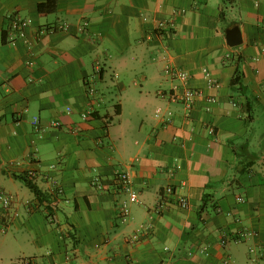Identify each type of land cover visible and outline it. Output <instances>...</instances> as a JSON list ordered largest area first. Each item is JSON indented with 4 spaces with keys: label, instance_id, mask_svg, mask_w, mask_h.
Segmentation results:
<instances>
[{
    "label": "crops",
    "instance_id": "crops-1",
    "mask_svg": "<svg viewBox=\"0 0 264 264\" xmlns=\"http://www.w3.org/2000/svg\"><path fill=\"white\" fill-rule=\"evenodd\" d=\"M48 1L0 0V264H264V0ZM169 64L201 91L191 110Z\"/></svg>",
    "mask_w": 264,
    "mask_h": 264
},
{
    "label": "built area",
    "instance_id": "built-area-1",
    "mask_svg": "<svg viewBox=\"0 0 264 264\" xmlns=\"http://www.w3.org/2000/svg\"><path fill=\"white\" fill-rule=\"evenodd\" d=\"M31 19L22 18L19 16L13 17L12 24L10 27V40L12 44H16L19 39H26L27 36V28L31 25ZM166 72L170 75H172L175 79L179 80V83L173 87L171 98L173 101L182 103L187 110H191L195 99L197 96L201 94V91L194 88L191 85V75L188 71L184 69H180L178 67L174 66H166ZM205 72L209 78H211L210 72L205 69ZM89 91L94 93L95 88L92 86L89 88ZM210 101H214L213 98L209 99ZM163 114L162 110L159 109L157 112V116L161 117ZM170 114V113H169ZM87 117V114H85V118ZM34 123H38V118L35 119ZM54 127H60L61 122L60 121H54L53 123ZM211 132H214L213 129H211ZM36 175L35 172L31 173L30 177L33 178ZM118 181L120 185L122 186V189L124 192L128 195V201L129 202H138L139 196L136 190L133 188L132 185V177L129 172H120L118 173ZM54 185L56 186V191L58 193H63V188L59 184L57 180H53ZM93 184L97 186L99 190H103L104 186L103 183L100 182V177H96L93 181ZM167 195H170L171 197L174 196L177 204L182 208H188L190 206V200L188 197L183 195H177L175 193V189L172 186H168L166 188ZM0 198L2 199L3 205L5 209H9L11 207V197L3 192L0 194ZM240 200L243 201L244 198L240 197ZM128 201L124 203L122 207V214L124 216V219L130 214V209L128 205ZM171 201H163V203L160 204V208L162 209L164 205L169 203ZM139 238V234L135 233L131 237V241H136ZM28 263H30V260H27Z\"/></svg>",
    "mask_w": 264,
    "mask_h": 264
},
{
    "label": "trees",
    "instance_id": "trees-1",
    "mask_svg": "<svg viewBox=\"0 0 264 264\" xmlns=\"http://www.w3.org/2000/svg\"><path fill=\"white\" fill-rule=\"evenodd\" d=\"M52 2V0L46 2V3H41L40 7L41 9H43L44 7L48 6L50 3ZM243 73H242V69L240 67H238L237 69V73L235 75V77L232 80L231 83V88L234 91H240L243 92ZM25 182L27 183V185L38 195H47V194H43V192L36 186V184L32 181V179L28 178V177H23Z\"/></svg>",
    "mask_w": 264,
    "mask_h": 264
},
{
    "label": "rangeland",
    "instance_id": "rangeland-1",
    "mask_svg": "<svg viewBox=\"0 0 264 264\" xmlns=\"http://www.w3.org/2000/svg\"><path fill=\"white\" fill-rule=\"evenodd\" d=\"M170 65V64H169ZM167 65V66H169ZM166 66V65H165ZM142 72H146L147 74L149 73V71L146 69V70H143L142 67L140 68H137L136 70H134L133 72H131L132 74H130L128 77H127V86L131 87V89H140L143 85H144V82L140 81V78L142 77ZM151 73V72H150ZM169 76L166 74V72L164 70H160V79L158 81H161V82H165L167 83L169 78ZM118 81V79L116 80ZM137 84H136V83ZM153 84H150L149 87H152ZM247 248V246H246Z\"/></svg>",
    "mask_w": 264,
    "mask_h": 264
},
{
    "label": "water",
    "instance_id": "water-1",
    "mask_svg": "<svg viewBox=\"0 0 264 264\" xmlns=\"http://www.w3.org/2000/svg\"><path fill=\"white\" fill-rule=\"evenodd\" d=\"M227 40L231 46H237L243 42L242 33L239 26L227 30Z\"/></svg>",
    "mask_w": 264,
    "mask_h": 264
}]
</instances>
